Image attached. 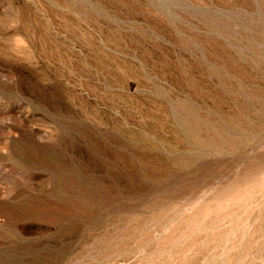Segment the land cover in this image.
<instances>
[{"label":"rangeland","instance_id":"1","mask_svg":"<svg viewBox=\"0 0 264 264\" xmlns=\"http://www.w3.org/2000/svg\"><path fill=\"white\" fill-rule=\"evenodd\" d=\"M0 264H264V0H0Z\"/></svg>","mask_w":264,"mask_h":264}]
</instances>
